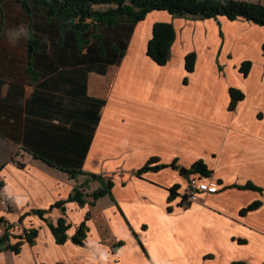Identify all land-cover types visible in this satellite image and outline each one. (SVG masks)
<instances>
[{"label": "crops", "instance_id": "0c3cea01", "mask_svg": "<svg viewBox=\"0 0 264 264\" xmlns=\"http://www.w3.org/2000/svg\"><path fill=\"white\" fill-rule=\"evenodd\" d=\"M15 21L0 17V236L22 244L0 252V264H264V27L155 10L134 26L120 63L97 73L51 71L45 43L29 65L26 36H8L28 30ZM158 21L176 32L163 66L145 53ZM230 88L243 94L232 109ZM150 159L158 168L136 174ZM199 160L210 173L187 174ZM91 174L112 182L110 195L93 199L102 184ZM191 175L209 189L185 207ZM75 186L82 203L67 201ZM61 215L63 244L48 226ZM28 229L32 243L20 239Z\"/></svg>", "mask_w": 264, "mask_h": 264}, {"label": "trees", "instance_id": "16d2710c", "mask_svg": "<svg viewBox=\"0 0 264 264\" xmlns=\"http://www.w3.org/2000/svg\"><path fill=\"white\" fill-rule=\"evenodd\" d=\"M155 10L166 11L176 17L191 18H218L225 16L230 20L245 19L255 25L264 27V5L253 3L249 0H0L1 22L9 20L13 14L16 21L27 26L26 38L28 40V63L37 60L41 55L42 45H48L49 52L57 59L50 65L52 71L60 66L82 65L87 70L103 73L107 65L120 63L125 49L128 46L131 33L136 23ZM175 29L171 23L155 22L152 26L151 38L147 43L146 56L159 66L168 62L170 49L175 38ZM264 53V42L261 45ZM194 54L188 53L185 57V68L192 71ZM250 61H243L239 71L246 75ZM185 82V80H183ZM230 104L232 109L243 94L230 88ZM154 159L140 170L139 174L150 168L148 166ZM175 167L174 164H171ZM75 174L74 170L68 171ZM199 173L206 177L207 170L202 161H196L189 173ZM91 178L98 180L102 187L92 193L93 199L109 194L112 182L91 174ZM248 189L260 188L251 183H246ZM84 194L75 186L67 201L82 203ZM63 201L56 202L53 206L60 208L64 214ZM260 205L254 202L242 210L251 211ZM32 213L42 217L45 210H33ZM55 241L63 244L66 241L68 225L65 219L58 217L55 224L48 223ZM86 231L84 223L80 225L72 241L81 245ZM37 229L24 230L20 239L33 242ZM22 241L12 243L7 230L0 236V252L11 250L17 253ZM232 264H245L244 261H235Z\"/></svg>", "mask_w": 264, "mask_h": 264}, {"label": "built area", "instance_id": "2783aa9c", "mask_svg": "<svg viewBox=\"0 0 264 264\" xmlns=\"http://www.w3.org/2000/svg\"><path fill=\"white\" fill-rule=\"evenodd\" d=\"M3 178L2 175H0V194H1V203L3 205H6L7 202L5 200V197H3ZM209 189L208 183L204 182L201 180L199 176L196 175H191L188 179L187 182L182 189V205L183 206H188L194 202H197L199 200L200 194H203L207 192Z\"/></svg>", "mask_w": 264, "mask_h": 264}, {"label": "clouds", "instance_id": "9594fccd", "mask_svg": "<svg viewBox=\"0 0 264 264\" xmlns=\"http://www.w3.org/2000/svg\"><path fill=\"white\" fill-rule=\"evenodd\" d=\"M26 34H27V33L24 32L22 29L19 30V31H15V30H13V31H9V32H8V36H9L10 39H16V38H18L19 36H21V35H26Z\"/></svg>", "mask_w": 264, "mask_h": 264}, {"label": "water", "instance_id": "95a60500", "mask_svg": "<svg viewBox=\"0 0 264 264\" xmlns=\"http://www.w3.org/2000/svg\"><path fill=\"white\" fill-rule=\"evenodd\" d=\"M181 171L184 172V173H186L185 168H181Z\"/></svg>", "mask_w": 264, "mask_h": 264}, {"label": "rangeland", "instance_id": "374dc122", "mask_svg": "<svg viewBox=\"0 0 264 264\" xmlns=\"http://www.w3.org/2000/svg\"><path fill=\"white\" fill-rule=\"evenodd\" d=\"M174 27V26H173ZM175 29V28H174ZM176 33V32H175Z\"/></svg>", "mask_w": 264, "mask_h": 264}]
</instances>
